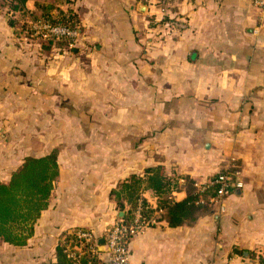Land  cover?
Here are the masks:
<instances>
[{"label":"crops","instance_id":"obj_1","mask_svg":"<svg viewBox=\"0 0 264 264\" xmlns=\"http://www.w3.org/2000/svg\"><path fill=\"white\" fill-rule=\"evenodd\" d=\"M6 3L0 0V183L24 159L52 152L58 177L27 245L0 241V264H55L58 244L79 231L95 234L98 253L90 255L108 264L104 233L123 217L110 201L119 183L162 166L180 202L185 180L201 192L235 165L242 187L209 200L210 212L193 224L169 228L152 192H143L149 214L134 213L141 230L128 240L129 262L258 264L264 26L252 2L26 0L25 14ZM38 6L51 7V18L76 20L72 47L44 52L27 38L31 18L41 19Z\"/></svg>","mask_w":264,"mask_h":264},{"label":"trees","instance_id":"obj_2","mask_svg":"<svg viewBox=\"0 0 264 264\" xmlns=\"http://www.w3.org/2000/svg\"><path fill=\"white\" fill-rule=\"evenodd\" d=\"M6 7L11 13L25 14L26 0H4ZM41 11V19L49 21L53 25H61L70 29H78L76 20L70 15L51 18L48 14L51 7H37ZM33 22L37 18H31ZM14 27L13 22H9ZM27 38H32L29 30ZM36 37V36H35ZM34 39V38H32ZM44 52H50L51 47H58L63 50L67 42L65 40H41L35 38ZM235 165V164H234ZM237 171L236 165L221 170L210 179V183L197 191L192 181H186V198L180 202L172 199V194L177 191L175 183L164 175L162 166L147 169L142 177L132 175L127 180L119 183L110 193V201L115 210L123 213L121 225L128 228L133 222L136 210L140 209L142 220L148 218V208L142 201V193L152 192L156 199V209L165 213V222L169 228L181 227L185 224H193L198 217L207 214L211 210L209 200L216 199L219 185L215 182L224 175H227L231 183H235L234 174ZM58 177L57 152H52L45 157L26 158L22 165L11 174L9 180L0 183V241L6 245L23 248L33 235L34 226L42 212L47 209L50 195L54 188V182ZM229 194L235 193L236 189L229 188ZM77 246L75 234L65 237L58 244L55 250V264H69L66 257V246ZM258 264H264V257L256 259ZM81 263L100 264L99 260L86 253Z\"/></svg>","mask_w":264,"mask_h":264},{"label":"built area","instance_id":"obj_3","mask_svg":"<svg viewBox=\"0 0 264 264\" xmlns=\"http://www.w3.org/2000/svg\"><path fill=\"white\" fill-rule=\"evenodd\" d=\"M259 12V21L264 26V0H250ZM31 29L34 35L41 40H65L72 47L74 42L79 38L78 29H70L61 25H53L49 21L39 19L31 24ZM219 185L217 200L220 202L223 198L228 197L229 188L236 190L242 187L239 181L231 183L227 175H224L215 182ZM222 211V209H221ZM136 218L132 224L126 228L121 223H115L108 228L104 233L103 249L108 257V264H130L128 240L138 231L141 230L139 222V213H136ZM138 218V219H137ZM77 246L68 248L65 253L69 259V264H82L81 257L86 253L97 255L98 246L97 238L91 231H79L76 233ZM90 264V263H86Z\"/></svg>","mask_w":264,"mask_h":264},{"label":"rangeland","instance_id":"obj_4","mask_svg":"<svg viewBox=\"0 0 264 264\" xmlns=\"http://www.w3.org/2000/svg\"><path fill=\"white\" fill-rule=\"evenodd\" d=\"M31 22H32V24L35 23V22H33L32 20H31ZM30 31H31V33H32V38H34V40H35V38H37V37H35L34 32L32 31L31 28H30ZM66 42H67V41H66ZM66 47L68 48V42H67V44H66ZM254 258H255V257H254Z\"/></svg>","mask_w":264,"mask_h":264}]
</instances>
